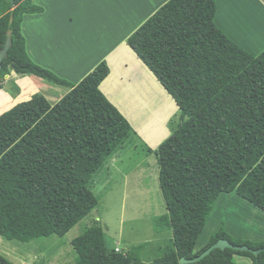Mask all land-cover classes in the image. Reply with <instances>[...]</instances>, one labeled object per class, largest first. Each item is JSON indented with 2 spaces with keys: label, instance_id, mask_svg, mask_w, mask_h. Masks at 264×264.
I'll use <instances>...</instances> for the list:
<instances>
[{
  "label": "trees",
  "instance_id": "trees-1",
  "mask_svg": "<svg viewBox=\"0 0 264 264\" xmlns=\"http://www.w3.org/2000/svg\"><path fill=\"white\" fill-rule=\"evenodd\" d=\"M42 12L34 0H0V51L12 39L0 90L12 72L69 89L54 105L34 94L0 114V236L23 243L65 236L86 218L100 203L97 176L136 134L101 90L111 73L106 60L76 84L30 57L22 24ZM216 13L215 0H169L126 40L181 111L172 134L147 148L157 158L167 210L154 227L172 232L171 246L147 262L150 243L116 251L102 226L92 225L72 241L74 264H180L221 239L264 248L222 226L195 251L221 193L236 192L264 211V50L252 55L231 40ZM236 255L264 264V251L230 248L191 264H237ZM0 264L16 263L0 255Z\"/></svg>",
  "mask_w": 264,
  "mask_h": 264
},
{
  "label": "rangeland",
  "instance_id": "rangeland-1",
  "mask_svg": "<svg viewBox=\"0 0 264 264\" xmlns=\"http://www.w3.org/2000/svg\"><path fill=\"white\" fill-rule=\"evenodd\" d=\"M123 44L125 50L112 58L116 63L115 70L109 60L104 59L110 66L111 74L116 73L117 77L108 78L102 91L111 102L118 100L116 104L122 111L118 109L132 120L128 119L136 131L134 140L128 142L97 176L94 191L100 200L99 205L65 236L52 235L26 243L0 236V255L9 261L16 264H74L76 254L72 241L92 225L102 226L108 245L115 246L116 251L126 252L139 244L150 243L142 253L143 260L147 262L159 257L163 249L171 246L172 232L156 233L154 227V219L167 210L159 183L157 158L147 152V148L157 149L172 134L173 128L180 122L181 111L153 73L126 45L127 42ZM57 53L56 58L63 57L67 64L76 68L75 71L84 68L82 73L74 72L77 77L87 72L90 63L94 64L98 58L93 54L72 57L60 51ZM38 81L35 94L44 95L51 105L69 91L64 86L40 78ZM30 86L22 76L14 73L6 76L2 90L9 95L1 108L8 111L26 101L24 98H29L31 93H28L34 90ZM21 92H26V96ZM221 219H225L227 224ZM222 226L234 238L264 242L259 241L264 237V211L236 192L219 195L197 248L201 250ZM249 237L259 240L244 239ZM235 260L237 264H250L251 261L249 257L238 255Z\"/></svg>",
  "mask_w": 264,
  "mask_h": 264
},
{
  "label": "crops",
  "instance_id": "crops-1",
  "mask_svg": "<svg viewBox=\"0 0 264 264\" xmlns=\"http://www.w3.org/2000/svg\"><path fill=\"white\" fill-rule=\"evenodd\" d=\"M168 1L34 0L36 4L44 8V12L25 16L22 32L26 38L27 51L37 64L77 84L104 59H108L112 69L115 70L116 63L112 58L116 57L118 52L125 50L123 43ZM215 1L217 5L215 23L217 26L231 40L252 55L260 54L264 50V0ZM150 10L152 11L149 12ZM45 39L48 40L49 45H46ZM59 51L72 57L93 54V57L98 58L94 64L90 63L87 72L77 77L74 72L82 73L84 68L75 71L76 68L67 64L63 57L56 58ZM64 67L66 68L64 69ZM67 70L73 71L68 72ZM113 77H117L116 73H110L107 79ZM22 79L28 81L31 84L30 87L34 89L33 93L29 92V94L31 93L29 98H24V100H29L38 90L39 78L24 76ZM106 80L102 83L101 90L105 86ZM8 95L7 92L0 90V114L7 110L2 109L1 105L7 102ZM117 101L114 99L112 102L116 104ZM118 108L121 110L119 106ZM220 221H225V225L227 224L225 219ZM244 239L259 240L255 237ZM259 241H264V237ZM197 245L195 251L200 250Z\"/></svg>",
  "mask_w": 264,
  "mask_h": 264
},
{
  "label": "water",
  "instance_id": "water-1",
  "mask_svg": "<svg viewBox=\"0 0 264 264\" xmlns=\"http://www.w3.org/2000/svg\"><path fill=\"white\" fill-rule=\"evenodd\" d=\"M11 44H12V39L9 36L8 39L6 40L5 44H4L3 49L0 51V70L2 68V61H3L4 57L6 56L8 49L10 48ZM227 248L237 250V251H247V252L252 253L255 256H258L260 253H262L264 251V248L253 249L247 245H242V246L233 245L228 240L221 239L196 258H193V259L181 258L180 264H191V263L198 262V261L202 260L203 258H205L207 255H209L215 249L225 250Z\"/></svg>",
  "mask_w": 264,
  "mask_h": 264
},
{
  "label": "bare ground",
  "instance_id": "bare-ground-1",
  "mask_svg": "<svg viewBox=\"0 0 264 264\" xmlns=\"http://www.w3.org/2000/svg\"><path fill=\"white\" fill-rule=\"evenodd\" d=\"M152 10H150L149 12H151ZM110 81V80H109ZM113 81H114V79H113ZM107 88V87H106ZM217 231V230H216Z\"/></svg>",
  "mask_w": 264,
  "mask_h": 264
}]
</instances>
